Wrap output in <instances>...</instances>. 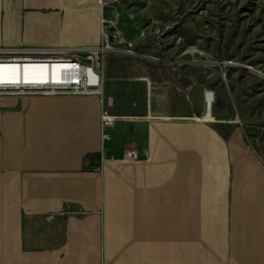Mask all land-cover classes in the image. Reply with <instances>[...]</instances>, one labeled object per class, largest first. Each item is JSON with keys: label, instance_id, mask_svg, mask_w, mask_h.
<instances>
[{"label": "crops", "instance_id": "crops-1", "mask_svg": "<svg viewBox=\"0 0 264 264\" xmlns=\"http://www.w3.org/2000/svg\"><path fill=\"white\" fill-rule=\"evenodd\" d=\"M101 16L0 0V48L87 57ZM107 130L98 95H0V264H264V158L241 126L151 110Z\"/></svg>", "mask_w": 264, "mask_h": 264}, {"label": "rangeland", "instance_id": "rangeland-1", "mask_svg": "<svg viewBox=\"0 0 264 264\" xmlns=\"http://www.w3.org/2000/svg\"><path fill=\"white\" fill-rule=\"evenodd\" d=\"M117 7L142 56L107 55L106 109L203 117L213 90L211 120L241 126L264 158V0H120ZM200 51L216 63L183 61L204 59Z\"/></svg>", "mask_w": 264, "mask_h": 264}, {"label": "built area", "instance_id": "built-area-1", "mask_svg": "<svg viewBox=\"0 0 264 264\" xmlns=\"http://www.w3.org/2000/svg\"><path fill=\"white\" fill-rule=\"evenodd\" d=\"M120 0H99L102 9L101 16V41L98 45L81 50L87 57L77 55L70 49L61 48H0V95H55L62 93L98 95L102 101V137L104 140L111 138L107 130L115 121V116L105 107L104 99V63L105 55L115 53L130 57L142 56L138 51L137 39L127 38L120 26V12L117 4ZM105 8L112 9V17L104 14ZM204 59L191 56L193 61L198 60L216 63L211 56L203 51ZM227 63V61H221ZM17 65L18 69L5 68L4 66ZM38 65H45L48 78L39 77L41 71ZM23 66H34L30 73L36 79L23 78ZM60 66L61 74L58 79L51 77V67ZM17 75L18 78H13ZM215 92H205L206 103L214 104ZM136 151L129 149L125 153V160H135Z\"/></svg>", "mask_w": 264, "mask_h": 264}, {"label": "bare ground", "instance_id": "bare-ground-1", "mask_svg": "<svg viewBox=\"0 0 264 264\" xmlns=\"http://www.w3.org/2000/svg\"><path fill=\"white\" fill-rule=\"evenodd\" d=\"M5 68H11V69H18L17 65H11V66H4ZM34 67V66H23V78L25 79H36V76L32 73H30V68ZM37 68H39L38 70H40L42 73L41 75H39L40 78L42 79H46L48 78V74L46 73L45 68H47L45 65H38ZM61 74V67L60 66H52L51 67V77L54 79H58L59 76ZM1 77V75H0ZM13 78H18L17 75H15ZM211 109H212V104L210 103H206V113L203 116V119H207V120H211L212 119V113H211Z\"/></svg>", "mask_w": 264, "mask_h": 264}, {"label": "water", "instance_id": "water-1", "mask_svg": "<svg viewBox=\"0 0 264 264\" xmlns=\"http://www.w3.org/2000/svg\"><path fill=\"white\" fill-rule=\"evenodd\" d=\"M258 72V71H257ZM259 73H261V72H259Z\"/></svg>", "mask_w": 264, "mask_h": 264}]
</instances>
